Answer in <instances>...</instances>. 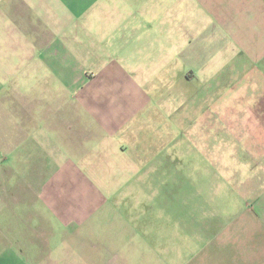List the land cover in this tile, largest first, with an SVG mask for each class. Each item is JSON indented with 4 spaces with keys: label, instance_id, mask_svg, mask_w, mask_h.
<instances>
[{
    "label": "crops",
    "instance_id": "0c3cea01",
    "mask_svg": "<svg viewBox=\"0 0 264 264\" xmlns=\"http://www.w3.org/2000/svg\"><path fill=\"white\" fill-rule=\"evenodd\" d=\"M94 222L264 264V0H0V264Z\"/></svg>",
    "mask_w": 264,
    "mask_h": 264
},
{
    "label": "rangeland",
    "instance_id": "374dc122",
    "mask_svg": "<svg viewBox=\"0 0 264 264\" xmlns=\"http://www.w3.org/2000/svg\"><path fill=\"white\" fill-rule=\"evenodd\" d=\"M97 233L95 222L84 238L78 228L72 236L58 239L63 243L52 253L32 255L33 264H144L141 254L130 248L129 239L114 235L111 225Z\"/></svg>",
    "mask_w": 264,
    "mask_h": 264
}]
</instances>
